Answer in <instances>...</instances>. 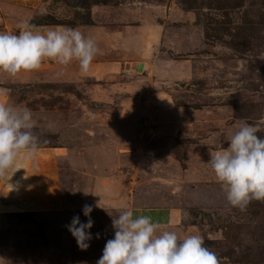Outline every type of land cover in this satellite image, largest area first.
I'll use <instances>...</instances> for the list:
<instances>
[{
  "label": "rangeland",
  "instance_id": "obj_1",
  "mask_svg": "<svg viewBox=\"0 0 264 264\" xmlns=\"http://www.w3.org/2000/svg\"><path fill=\"white\" fill-rule=\"evenodd\" d=\"M46 11L36 18L50 14L55 22L81 27L86 34L111 35L106 46L112 56L136 71L145 62L152 67L154 59L188 69L189 77L166 85L157 79L155 86L163 88L174 112L184 114L180 120L196 116L183 123V131L197 137L160 136L167 145L152 152L147 150L153 139L150 131L128 141L123 151L84 147L74 152L72 162L62 165L67 197L74 202L81 193L88 197L95 176L127 173L137 182L138 196H145L144 205H183L181 237L201 235L220 264H264V202L253 201L245 211L230 206L206 163L210 153L227 146L220 131L232 124L258 126L257 135L264 138V0H46ZM45 89L37 87L28 95ZM150 89L129 110L133 115L149 117L145 107L153 105ZM96 109L108 113L113 125L123 122L124 107L118 103ZM203 123L210 126L205 132L200 131ZM46 138L43 143H52L51 135ZM120 154L125 159L118 164ZM117 214L91 212L93 238L87 250L78 247L66 227L77 215L87 222L82 208L70 210L63 221H57V215L0 214V264H90L92 255L103 254L102 244L114 238L112 217Z\"/></svg>",
  "mask_w": 264,
  "mask_h": 264
},
{
  "label": "crops",
  "instance_id": "obj_2",
  "mask_svg": "<svg viewBox=\"0 0 264 264\" xmlns=\"http://www.w3.org/2000/svg\"><path fill=\"white\" fill-rule=\"evenodd\" d=\"M43 12H47L46 0H0V32L18 33V25L24 22L34 26L33 30L38 32L68 27L33 25L32 22ZM72 28H78L86 36L93 38L100 49L87 74L80 72L75 61L64 67L50 60H45L38 71L22 72L15 77L0 71V89L7 90L6 95L0 96V102L32 109L39 120L37 131L41 135V144L35 155L25 160L22 154L13 169L0 177V214L57 215V221H63L70 210L83 209L85 204H89L93 206L92 212L97 213H118L128 209L136 215H148L161 225L162 230L175 231L179 236L184 235L181 230L186 214L184 206L167 201L162 205H144L141 201L145 196H138L135 190L137 182L133 177L128 178L127 173L95 176L91 180L88 197L81 193V199L77 202L67 197L62 165L68 159L72 162L74 152L85 149L84 147L96 151H123L122 148L127 146L128 141L133 138L137 141L138 136L143 138L147 131L152 133L153 138L161 140L157 150L167 145L160 136L172 135L180 139L197 137L191 134L190 130L183 131L185 125L195 119V114H191V120H180V116L184 114L174 112L176 110L172 108L169 98L162 94L163 88L155 86L157 79H161L166 85L169 81L189 77L188 69H181L175 63H158L152 56V67L150 63L145 62L142 64V71L139 67L136 71L123 59L112 56V50L106 46V41L111 35H98L93 32L86 34L81 27ZM144 73L148 75L145 76ZM59 85L70 86V89L63 91L54 87ZM151 86L153 90L150 89ZM37 87L48 88V91L45 89L44 93L34 97L28 95ZM149 89L155 95L151 100L152 108L145 107V111L150 113L149 117L133 115L129 110L141 103V99L148 95ZM21 90V94L25 95L22 99L18 97ZM117 103L128 111L123 110L120 116L122 123L113 125L108 113H101L96 108ZM151 109H154V112ZM151 113H154V116ZM128 120H133L134 123L129 125ZM49 124L52 125L51 128ZM237 124H232L225 132L220 131V135L226 134L228 141ZM200 128L201 132H205L210 126L203 123ZM46 135L53 137L52 143H43L47 139ZM213 136L210 138L217 140V134ZM123 159L121 154L118 155L117 163ZM97 202L107 210L96 207ZM101 256L92 255L90 264H96Z\"/></svg>",
  "mask_w": 264,
  "mask_h": 264
},
{
  "label": "clouds",
  "instance_id": "obj_3",
  "mask_svg": "<svg viewBox=\"0 0 264 264\" xmlns=\"http://www.w3.org/2000/svg\"><path fill=\"white\" fill-rule=\"evenodd\" d=\"M18 33L0 32V71L15 77L22 72L38 71L45 60L67 67L73 61L82 74L90 71L100 52L96 41L80 29L61 27L46 32L34 31L28 22L18 25ZM0 89V96L6 95ZM39 120L27 106L0 102V177L13 169L23 154L32 158L41 144ZM50 128L51 124L48 125ZM261 129L239 122L226 147L210 153L206 162L221 184L227 202L245 211L253 201L264 202V138ZM96 207H102L97 202ZM87 222L74 216L66 227L81 250L90 246L93 206L85 204ZM112 216V213H108ZM114 238L107 240L96 264H220L215 252L205 246L199 234L183 238L175 231L162 230L148 215L120 210L112 217ZM99 238V234H97Z\"/></svg>",
  "mask_w": 264,
  "mask_h": 264
},
{
  "label": "trees",
  "instance_id": "obj_4",
  "mask_svg": "<svg viewBox=\"0 0 264 264\" xmlns=\"http://www.w3.org/2000/svg\"><path fill=\"white\" fill-rule=\"evenodd\" d=\"M55 17L53 15H50V14H45V17L44 19L42 20H39V19H35L32 24L33 25H63L62 23L60 22H55Z\"/></svg>",
  "mask_w": 264,
  "mask_h": 264
},
{
  "label": "water",
  "instance_id": "obj_5",
  "mask_svg": "<svg viewBox=\"0 0 264 264\" xmlns=\"http://www.w3.org/2000/svg\"><path fill=\"white\" fill-rule=\"evenodd\" d=\"M140 71H142V64L139 67ZM161 144V140L158 138H153L147 145V150L152 152L153 150L157 149Z\"/></svg>",
  "mask_w": 264,
  "mask_h": 264
}]
</instances>
